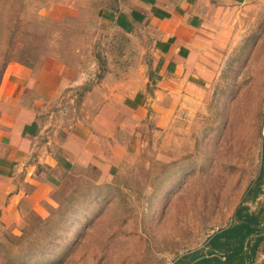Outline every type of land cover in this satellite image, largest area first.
<instances>
[{"label": "rangeland", "instance_id": "374dc122", "mask_svg": "<svg viewBox=\"0 0 264 264\" xmlns=\"http://www.w3.org/2000/svg\"><path fill=\"white\" fill-rule=\"evenodd\" d=\"M41 8L37 0H0V80L9 62L52 52L70 62L84 58L83 67L100 77L151 66L142 36L107 27L89 8L62 20ZM216 36L200 89L108 180L89 170L47 209L25 206L13 217L0 176V264H172L232 222L262 165L264 0L235 6ZM250 205H264V186ZM254 264H264V240Z\"/></svg>", "mask_w": 264, "mask_h": 264}, {"label": "crops", "instance_id": "0c3cea01", "mask_svg": "<svg viewBox=\"0 0 264 264\" xmlns=\"http://www.w3.org/2000/svg\"><path fill=\"white\" fill-rule=\"evenodd\" d=\"M37 1L44 17L76 19L89 8L107 27L142 36L138 45L150 49L151 66L121 79L114 72L100 77L97 69L83 67L84 58L70 62L53 52L6 65L0 80V176L7 181L6 209L13 217L25 206L47 209L73 177L89 170L100 172V182L115 175L200 89L211 71L206 50L215 45L223 21L235 6L255 0ZM78 91L82 97H72Z\"/></svg>", "mask_w": 264, "mask_h": 264}, {"label": "trees", "instance_id": "16d2710c", "mask_svg": "<svg viewBox=\"0 0 264 264\" xmlns=\"http://www.w3.org/2000/svg\"><path fill=\"white\" fill-rule=\"evenodd\" d=\"M264 186V142L262 165L257 178L235 210L232 222L211 235L205 245L188 252L172 264H254L264 240V205L253 210Z\"/></svg>", "mask_w": 264, "mask_h": 264}]
</instances>
